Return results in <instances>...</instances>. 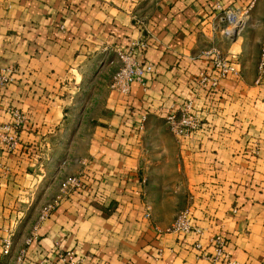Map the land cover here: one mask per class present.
Instances as JSON below:
<instances>
[{"label":"crops","instance_id":"1","mask_svg":"<svg viewBox=\"0 0 264 264\" xmlns=\"http://www.w3.org/2000/svg\"><path fill=\"white\" fill-rule=\"evenodd\" d=\"M245 9L242 28L224 32L223 12ZM132 40L153 71L121 95L114 49ZM263 41L264 0H0V70L16 71L0 125L10 110L26 120L17 149H0V264L21 252L22 264H56L57 247L81 264H226L212 260L216 235L232 261L264 264ZM212 50L239 74L202 90ZM190 100L200 129L178 142L165 116ZM69 176L82 187L26 244L52 201L31 208L42 182L54 199ZM183 209L200 234L171 231Z\"/></svg>","mask_w":264,"mask_h":264},{"label":"built area","instance_id":"2","mask_svg":"<svg viewBox=\"0 0 264 264\" xmlns=\"http://www.w3.org/2000/svg\"><path fill=\"white\" fill-rule=\"evenodd\" d=\"M218 9L221 8L218 7ZM246 13L245 11L223 12L220 17V22L229 33L232 29V33H237L243 26ZM139 48H145L142 41L132 40L127 48L118 47L114 49L119 66L109 85L112 91H116L121 95H127L132 84L136 83L143 86L145 84L146 75L152 73L153 65L151 63L137 60L136 53ZM208 56L211 58L209 63L210 68L208 71L199 73L197 78V84L200 89L215 90L221 80L228 76H237L239 74L236 64L222 56L219 51L212 50L208 52ZM257 69L259 75L264 74V41L261 45ZM14 74H16V71L11 68L0 70V89L6 84L14 81ZM9 114L12 121L8 124L0 125V149L12 153L17 149L19 133L24 127L26 120L17 110H10ZM144 120L143 118L142 122ZM165 124L176 141L181 142L191 138L200 129V119L194 112L193 101H187L180 106L178 110L168 113L165 116ZM81 187L82 183L77 176H69L61 182L57 196L54 197L51 202L42 206L37 221L26 239V244H31L37 239L36 231L39 223L49 216L54 207H56L70 192L76 191ZM171 231L181 236L201 233L200 229L193 225L189 209H183L175 216ZM10 246V237L3 238L2 248L4 254L8 253ZM195 246L198 249L201 248L199 244ZM210 246L214 250L212 258L214 262L223 261L226 262V264H238L232 261L230 256L225 252L226 241L221 235L214 236L210 240ZM56 252L58 259L56 264H81L82 262L81 259L76 257L74 251H62L57 247ZM22 260L23 253L21 252L13 264H22Z\"/></svg>","mask_w":264,"mask_h":264},{"label":"rangeland","instance_id":"3","mask_svg":"<svg viewBox=\"0 0 264 264\" xmlns=\"http://www.w3.org/2000/svg\"><path fill=\"white\" fill-rule=\"evenodd\" d=\"M245 11H246V9H245ZM246 12H248V14H249V11L247 10ZM247 14V13H246ZM223 31L224 32H227V33H229V31L224 27L223 28ZM232 31H233V29L230 31V33H232ZM81 147H82V145H79L78 146V149H81ZM47 183H49V179L48 180H44L43 182H42V184H43V187H42V189H40L39 190V192L35 195V200H34V202H33V204L31 205V208L33 207L34 208V206H35V204L37 205L39 202H48V201H50V200H53V197L50 195V191H48L47 189H46V187H47ZM52 197V198H51ZM47 199V200H46ZM46 200V201H45ZM51 202V201H50ZM31 208H29V210L28 211H30V209ZM42 208V207H41ZM41 210V209H40ZM38 218V217H37ZM27 219V218H26ZM28 220V219H27ZM26 221V220H25ZM37 221V220H36ZM36 221H34V223H32L33 222V220L31 221V223H30V229H29V231H28V236H29V233L31 232V230H32V228H33V226L35 225V223H36ZM27 236V237H28Z\"/></svg>","mask_w":264,"mask_h":264}]
</instances>
